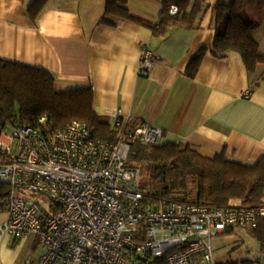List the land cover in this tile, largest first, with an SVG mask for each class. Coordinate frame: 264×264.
Here are the masks:
<instances>
[{
  "label": "crops",
  "instance_id": "1",
  "mask_svg": "<svg viewBox=\"0 0 264 264\" xmlns=\"http://www.w3.org/2000/svg\"><path fill=\"white\" fill-rule=\"evenodd\" d=\"M32 1L0 0L1 58L48 69L58 90L91 86L94 110L113 127L131 116L162 127V142L190 143L204 156L224 152L252 164L264 155V63L250 71L239 52L207 53L187 74L197 49L214 40L218 0H207L195 28L174 26L163 36L154 33L163 0H128L133 19L115 25L101 22L105 0H49L36 18ZM256 39L264 54V35ZM143 47L153 53L147 75ZM39 248L37 234L0 231V264H27Z\"/></svg>",
  "mask_w": 264,
  "mask_h": 264
},
{
  "label": "built area",
  "instance_id": "2",
  "mask_svg": "<svg viewBox=\"0 0 264 264\" xmlns=\"http://www.w3.org/2000/svg\"><path fill=\"white\" fill-rule=\"evenodd\" d=\"M152 58L143 47L141 74ZM114 128L117 141L77 119L48 134L26 124L0 132V184L9 186L0 231L37 234L44 248L27 264H218L212 238L264 217V204L149 203L140 169L128 164L131 139L159 144L164 130L131 116Z\"/></svg>",
  "mask_w": 264,
  "mask_h": 264
},
{
  "label": "trees",
  "instance_id": "3",
  "mask_svg": "<svg viewBox=\"0 0 264 264\" xmlns=\"http://www.w3.org/2000/svg\"><path fill=\"white\" fill-rule=\"evenodd\" d=\"M48 1H32L29 12L33 18ZM127 1L105 0L101 22L115 25L116 19H133ZM172 5L178 7L176 13L171 12ZM207 7H210L207 0H163L154 33L166 35L174 26L195 28L197 18ZM212 8L216 21L214 40L211 45L197 49L187 74H196L207 53L225 57L230 52H239L250 71L263 64L264 54L255 32L264 29V0H218ZM93 99L91 86L58 90L55 75L48 69L0 57V132L26 124L48 134L77 119L89 122L94 136L117 141V130L99 117ZM43 116L46 118L41 121ZM128 164L138 167L141 176L150 180L148 190H144L149 203L184 200L218 206H235L234 201L250 207L264 204V155L247 164L229 159L224 152L204 156L190 143L151 144L132 138ZM8 191V185L0 184V210H4ZM252 234L264 246V217L258 220ZM218 264H256V261L238 259Z\"/></svg>",
  "mask_w": 264,
  "mask_h": 264
},
{
  "label": "rangeland",
  "instance_id": "4",
  "mask_svg": "<svg viewBox=\"0 0 264 264\" xmlns=\"http://www.w3.org/2000/svg\"><path fill=\"white\" fill-rule=\"evenodd\" d=\"M263 31V28L257 29L255 37L261 38L264 35ZM163 140L166 141L165 138ZM138 185L140 189L146 191L149 188L150 180L142 174L138 180ZM7 217V211L4 210L0 213V226L6 221ZM230 229L212 238L214 253L218 262L251 259L256 261V264H264V246L253 236L252 229L238 225ZM39 251L42 253L44 248H39Z\"/></svg>",
  "mask_w": 264,
  "mask_h": 264
}]
</instances>
